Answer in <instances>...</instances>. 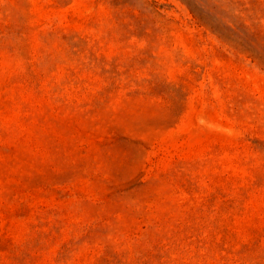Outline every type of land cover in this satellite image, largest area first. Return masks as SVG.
<instances>
[{
    "label": "rangeland",
    "instance_id": "1",
    "mask_svg": "<svg viewBox=\"0 0 264 264\" xmlns=\"http://www.w3.org/2000/svg\"><path fill=\"white\" fill-rule=\"evenodd\" d=\"M0 264H264V0H0Z\"/></svg>",
    "mask_w": 264,
    "mask_h": 264
}]
</instances>
